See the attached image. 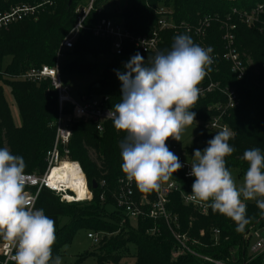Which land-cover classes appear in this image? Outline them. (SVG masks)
I'll use <instances>...</instances> for the list:
<instances>
[{
	"label": "trees",
	"instance_id": "16d2710c",
	"mask_svg": "<svg viewBox=\"0 0 264 264\" xmlns=\"http://www.w3.org/2000/svg\"><path fill=\"white\" fill-rule=\"evenodd\" d=\"M113 1H98L96 7H102L103 12L97 14L93 11L87 26L93 25L99 18H113L119 15L120 22L127 30L136 35H148L158 26L157 8L160 5L173 9L172 18L178 24H196L199 18L207 15L225 18L233 8L251 10L257 4L264 5V0H203L200 3L196 0H124V7L119 9ZM41 2L43 0H0V12L22 3ZM87 2L88 0H53L52 5L44 6L36 17L25 18L0 30V148L7 147L13 155L22 156L27 165L26 173L42 175L47 169V152L54 146L55 122L59 116L58 96L49 80L37 83L16 78L31 67L55 64L56 50L60 42L76 23L75 9L79 5H86ZM234 21L237 24L236 46L246 62L247 73L242 79H237L229 64L222 59L217 60L216 68L211 65L210 72L214 80L234 87L241 98L240 105L226 120L234 133L229 143L235 148V152L226 157V167L230 171L235 170L239 176H244L249 166L242 159L244 151L260 148L264 153V34L256 25H247L236 17ZM178 34L191 36L197 44V38L192 33L184 29L177 32L171 29L162 32L163 48L170 50L173 38ZM222 35L221 24L213 21L205 41L220 53L223 50ZM70 51L79 55L78 59L68 64L69 70L77 73L85 72L74 67H79V59L86 55L105 53L113 56L103 68L99 82L80 97L108 96L110 108L121 101L122 95L121 82L114 70L124 71V64L137 52L145 61L150 59L130 44H125L123 53L117 55L112 50L110 40L96 37L90 30L80 31L73 49L67 51L65 57ZM7 57H11V61L3 66ZM86 65V72H91L92 65ZM206 83L205 77L200 85ZM4 86L10 88L18 107L22 119L19 126L13 121ZM215 101L214 93L198 99L192 109L196 113V121L192 125L199 123L200 129H203L202 123L209 121L214 115V111L209 110V107ZM65 111L69 112V107ZM72 131L71 140L67 145L68 159L80 164L93 197L90 201L67 203L47 188L39 192L35 207L42 208L45 214L55 221L56 242L52 250L53 259L59 256L62 246L72 241L78 229L86 228L109 233L99 243L97 264H119L123 258L132 256H135L134 264L196 262L187 256L172 260L175 241L163 221L140 218L137 228H133L130 219L124 218V210L117 206L113 193L118 188V180L125 177L120 167V144L126 133L117 131L113 121L105 122L102 132L97 129L96 123L83 121L73 123ZM215 134L203 129L197 139L192 141L191 146L186 148L188 153L193 156L194 149L203 150L207 147V141ZM170 140L172 139L168 141ZM64 150L65 147L61 146L62 154ZM175 178L181 184L182 190L191 192L194 177L186 179L178 175ZM103 179L106 180V186L101 188L100 181ZM93 182L97 183L96 188L92 187ZM102 193L104 200H101ZM140 195L141 192L136 189V198ZM246 204L250 223L242 233L236 231V225L230 218L213 213L210 208L206 214H202L193 206L184 204L180 192L170 195L168 207L179 216L183 228L188 229L192 237L204 244L198 247L204 254L230 263L236 262L233 257L237 254L241 260H247V264H264L261 256L252 260L246 259L248 234L254 229H264V218H261L264 212L256 207L255 201ZM107 206L113 207V210H109ZM62 218H67L68 222L61 225ZM155 225L161 230L160 234L148 232ZM214 228L220 230L217 241L212 238ZM201 231L204 234H201Z\"/></svg>",
	"mask_w": 264,
	"mask_h": 264
},
{
	"label": "clouds",
	"instance_id": "9594fccd",
	"mask_svg": "<svg viewBox=\"0 0 264 264\" xmlns=\"http://www.w3.org/2000/svg\"><path fill=\"white\" fill-rule=\"evenodd\" d=\"M212 51L191 36L178 34L169 51H157L147 61L137 52L124 71L114 70L122 95L107 117L117 131L126 133L120 144V167L139 191H159L184 167L166 142H181L196 121L192 109L201 94L199 85L211 71ZM233 136L225 126L203 150L194 149L187 175L195 179L187 199L230 218L242 233L250 223L247 201H255L264 212V153L260 148L244 151L242 159L249 166L238 185L226 167V157L235 152L229 143ZM26 167L22 156L0 148V239L14 250L10 256L14 264H62L60 256L52 255L55 221L35 207L36 196L26 190Z\"/></svg>",
	"mask_w": 264,
	"mask_h": 264
},
{
	"label": "built area",
	"instance_id": "2783aa9c",
	"mask_svg": "<svg viewBox=\"0 0 264 264\" xmlns=\"http://www.w3.org/2000/svg\"><path fill=\"white\" fill-rule=\"evenodd\" d=\"M98 1L104 3L108 0H88L86 5L77 6L75 9L77 15L76 23L60 42L56 50L54 65L31 67L24 74L16 78L18 80L37 83L49 80L51 82V87L58 96L59 116L55 122L56 134L54 146L47 152V169L42 175L26 173L29 180V185L26 190L29 191L31 195L36 196L35 205L39 192L43 188L55 192L60 196L61 201L67 203L90 201L93 197L92 192L88 188L89 194L87 198L77 200L74 197L75 192L73 190L66 188L64 185L59 184V186H57L53 184L51 180L52 171L57 165L65 160L72 161L68 159L69 150L67 149V145L73 134V123L80 121L93 122L96 123L97 129L102 132L104 130V123L112 121L107 117L108 112L114 110L108 106V96H93L88 97L87 100H83V98L76 99L73 97L70 87L63 81L61 62L66 52L73 49L81 30H90L94 36L110 40L112 43V50L117 55L123 53L125 44H130L151 58L157 51H169L162 46L164 42L162 38L163 31L172 29L177 32L180 29H184L197 38L198 45L204 48L211 47L213 49L211 56L213 58L212 66L214 68H216L217 60L222 59L229 64L231 72L237 79L245 77L247 65L236 46L235 31L237 29V24L234 21V17L239 18L241 22L247 25H256L260 32L264 34L263 4H257L251 10L233 8L225 18H221L219 15H207L199 18L196 24H188L186 22L176 23L172 19L173 9L160 5L157 8V14L159 15L158 26L148 35H136L127 30L122 22L110 17L99 18L93 25L87 26V21L93 11L97 14L103 12L102 7H96ZM52 3L53 0H43V2L39 4L22 3L11 7L7 11L0 12V30L25 18L36 17L44 6L52 5ZM213 21H218L223 29V50L221 53L216 52L215 48L208 45L205 41L208 28ZM206 78L207 83L199 86L201 88L199 99L214 93L216 101L209 107V110L214 111V115L209 121L202 123V128L206 131L217 133L225 126L230 128L226 120L230 117L232 111L240 105L241 98L234 87L223 85L220 81L214 80L211 72H208ZM67 107L70 109L69 112L65 111ZM167 145L170 150L180 158V162L184 164V167L173 174L169 182L162 183L159 191H152L150 193L151 195L140 191L141 195L139 198H136L137 187L135 183L132 182L130 184L126 177L120 178L118 180V188L113 193V196L117 206L124 210V218L137 221L140 218L163 221L175 241L172 257L178 260L179 257L187 256L196 260V262H186L182 264H247V260L244 258L241 260L239 255L234 259L236 262L230 263L227 260L218 259L202 253L198 247L204 246V244L199 239L192 237L189 230L183 228L179 216L169 209L170 195L173 192H180L184 204L193 206V208L202 214H206L209 210V208L202 207L200 204L189 201L187 197L190 192L182 190L181 184L177 178H175V176L178 175L186 179L193 178L187 175L190 171V164L193 162V156L188 153L186 148H182L175 142L168 141ZM61 146L65 147L63 154L60 151ZM72 162L78 163L77 161ZM84 177L86 178L85 174ZM105 186L106 180L103 179L100 181V187L104 188ZM32 189H35V191H32ZM70 195L72 196L71 199H69ZM101 200H104V193L101 194ZM148 232L151 234H160L161 230L155 225L150 228ZM108 234L109 233L103 231H90L87 233V237L94 242L100 243L104 236ZM201 234H204V232L201 231ZM252 234L256 235V241L251 247V250L247 249L246 259L252 260L261 256L264 262V236L262 235L261 229L252 230L250 234H248L249 239L252 237ZM219 236L220 230L214 228L212 230L213 240L217 241ZM12 254H14V250L6 246L4 241L0 239V264L13 263V261L10 260Z\"/></svg>",
	"mask_w": 264,
	"mask_h": 264
},
{
	"label": "rangeland",
	"instance_id": "374dc122",
	"mask_svg": "<svg viewBox=\"0 0 264 264\" xmlns=\"http://www.w3.org/2000/svg\"><path fill=\"white\" fill-rule=\"evenodd\" d=\"M196 2L200 3L203 2V0H196ZM113 3H115L117 5L116 7L119 9L123 8L125 5L124 0H114ZM111 9L112 7L110 6V10ZM113 19L118 21L121 20L119 15L113 16ZM78 58L79 55L76 54L75 51H70L68 55L65 58H63L61 62L63 80L70 87L72 95L76 99H80L82 93L89 91L94 84H97L99 82L103 68L109 62V60L113 58V56L111 54H105V53L86 55L79 59V63H78L79 67H74L83 70L85 72L77 73L75 71H70L68 64ZM10 61H11V57H7L3 66H6V64L9 63ZM87 63H90L92 65V71L89 73L86 72ZM4 91H5L6 99L9 104L13 121L16 125L19 126L21 125L22 119L18 107L10 93V88L4 86ZM202 130L200 129V124L196 123L195 125L189 126L185 130L181 142H177L173 139L170 141L179 144L182 148H187L191 146L192 141L197 139V137L200 135ZM231 173L233 177L236 179L237 184L238 185L241 184L243 181V176H239L235 170H231ZM247 202H252V201H247ZM107 208L109 210H113V207L111 206H107ZM67 222H68L67 218H62L60 220L61 225ZM130 222L133 228H137L138 226L137 220L131 219ZM90 231H94V230H88L86 228L78 229L72 241L68 244H65L59 249L58 254L62 259V264H97V251H98L99 243L94 242L93 240L87 237V233H89ZM261 232H264V229H262ZM255 241H256V235L252 234V237H250L249 239V245H247L248 250H251V247L254 245ZM234 253H236V251ZM236 256L237 254L233 258L236 259ZM172 260L175 259L172 258ZM134 262H135V256H132L128 258L126 257L123 258V260L119 264H134Z\"/></svg>",
	"mask_w": 264,
	"mask_h": 264
},
{
	"label": "bare ground",
	"instance_id": "6f19581e",
	"mask_svg": "<svg viewBox=\"0 0 264 264\" xmlns=\"http://www.w3.org/2000/svg\"><path fill=\"white\" fill-rule=\"evenodd\" d=\"M65 165H68V167L66 168ZM51 180L57 186L60 184L73 190L75 192L74 197L77 200H83L89 194L86 178L76 162L65 160L57 165L52 171ZM71 197L70 195L69 199Z\"/></svg>",
	"mask_w": 264,
	"mask_h": 264
},
{
	"label": "water",
	"instance_id": "95a60500",
	"mask_svg": "<svg viewBox=\"0 0 264 264\" xmlns=\"http://www.w3.org/2000/svg\"><path fill=\"white\" fill-rule=\"evenodd\" d=\"M87 99H88V97H84V98H83V100H87ZM92 187H93V188H96V187H97V183H96V182H93V183H92ZM261 218H264V215H263ZM262 235L264 236V232H262Z\"/></svg>",
	"mask_w": 264,
	"mask_h": 264
},
{
	"label": "snow or ice",
	"instance_id": "6c2138e0",
	"mask_svg": "<svg viewBox=\"0 0 264 264\" xmlns=\"http://www.w3.org/2000/svg\"><path fill=\"white\" fill-rule=\"evenodd\" d=\"M65 167L67 168L68 167V165H65ZM54 186V185H53Z\"/></svg>",
	"mask_w": 264,
	"mask_h": 264
}]
</instances>
